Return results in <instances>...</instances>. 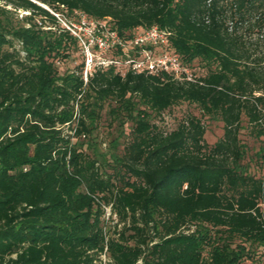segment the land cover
Instances as JSON below:
<instances>
[{
	"label": "trees",
	"instance_id": "16d2710c",
	"mask_svg": "<svg viewBox=\"0 0 264 264\" xmlns=\"http://www.w3.org/2000/svg\"><path fill=\"white\" fill-rule=\"evenodd\" d=\"M76 10L122 35L169 29L197 81L111 67L85 82L84 59L63 72L81 44L60 18ZM109 100L133 126L104 176L78 141ZM181 101L219 116L224 135L209 144L196 114L172 130L152 121ZM244 115L264 133V0H0V264H264Z\"/></svg>",
	"mask_w": 264,
	"mask_h": 264
},
{
	"label": "rangeland",
	"instance_id": "374dc122",
	"mask_svg": "<svg viewBox=\"0 0 264 264\" xmlns=\"http://www.w3.org/2000/svg\"><path fill=\"white\" fill-rule=\"evenodd\" d=\"M74 19H78V17L72 16L71 20ZM83 56L82 51L73 53L62 64V71L72 72L76 70L77 66L83 62ZM193 69L198 75L205 73L204 64L200 61H195ZM115 106V102L107 101L100 112L99 119L94 123L88 121L89 131L85 137H81L78 141L79 143L85 142L83 144L84 152L100 168V172L104 176L108 175L107 172H112L113 169L118 167L119 158L124 152V147L132 137L133 122L130 120V114L132 113L124 110L116 112L112 110ZM139 108H144V106L140 105ZM189 114L202 116L206 126L205 138L209 144H214L224 135V123L219 116H203L196 104L187 101L175 104L160 115L152 113V121L163 130H172ZM260 128L252 125L246 115L243 116L240 138L244 156L241 164L249 174L264 177V133H260ZM262 128L264 130V125ZM104 209V223L106 226L113 225L116 222V215L111 214L110 207L104 206ZM103 258L107 259V256L103 255ZM245 264H251V260L247 259Z\"/></svg>",
	"mask_w": 264,
	"mask_h": 264
},
{
	"label": "built area",
	"instance_id": "2783aa9c",
	"mask_svg": "<svg viewBox=\"0 0 264 264\" xmlns=\"http://www.w3.org/2000/svg\"><path fill=\"white\" fill-rule=\"evenodd\" d=\"M74 16L78 19L66 21L59 18L81 44L85 82L97 68L111 67L122 75L130 71L148 74L167 72L179 80L197 81V75L191 72L172 47V32L169 29L139 27L127 36L114 29L109 20H97L78 10Z\"/></svg>",
	"mask_w": 264,
	"mask_h": 264
}]
</instances>
